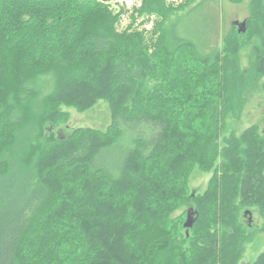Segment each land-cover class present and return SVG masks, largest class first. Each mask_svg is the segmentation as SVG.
Returning a JSON list of instances; mask_svg holds the SVG:
<instances>
[{
  "label": "trees",
  "instance_id": "1",
  "mask_svg": "<svg viewBox=\"0 0 264 264\" xmlns=\"http://www.w3.org/2000/svg\"><path fill=\"white\" fill-rule=\"evenodd\" d=\"M112 1L0 0V264H238L254 236L239 210L255 206L264 220V135L251 126L224 138L227 99L242 88L240 45L222 57L176 23L167 35L176 8L167 0H141L120 28ZM152 15L148 39L135 26ZM255 20L261 76L264 17ZM50 70L57 88L35 109L34 80ZM99 100L109 103L106 128L55 140L69 119L63 105L86 111ZM33 134L56 143L33 145ZM195 164L213 173L192 195Z\"/></svg>",
  "mask_w": 264,
  "mask_h": 264
},
{
  "label": "rangeland",
  "instance_id": "2",
  "mask_svg": "<svg viewBox=\"0 0 264 264\" xmlns=\"http://www.w3.org/2000/svg\"><path fill=\"white\" fill-rule=\"evenodd\" d=\"M111 3L117 11H122L119 27L125 29L131 20V13L134 11L135 6L140 5L141 0H114ZM167 3L176 7L165 20L164 27L167 29V35L170 26L176 23L179 34L196 41L201 51L202 49L210 51L218 47V49H221L222 57H224V45L227 46L229 44L232 47L234 44L240 45V47H233L236 53V60H232V62L238 64L242 71V88L239 94L231 93L229 99H227L228 115L224 121V138L231 135L238 137L251 126H258L260 133L264 135V75L258 76V71L256 70V56L262 49V39L259 31L257 32L254 29L257 26L255 19L260 16V19L263 20L264 9L261 8V12L256 14L253 0H167ZM145 18H149V21L145 20L144 24L135 26V30L144 29L147 32L148 39H150L155 22L160 20V18L156 15ZM141 19H138L137 23ZM243 22H246V30L245 32H240L239 29L242 26L238 23L241 24ZM257 27L261 28V24ZM228 38L233 41L230 43ZM58 76L57 73L50 70L39 74L34 80L33 89L37 96L30 100L31 103H38L37 106H34L35 109L36 107L42 109L44 107V98L56 90ZM218 77H222L221 73ZM247 81L248 84H245L244 82ZM62 110L69 113V119L67 122H61L57 125L56 141L61 140V137H67L77 128L95 126L103 129L111 122L109 103L105 100H99L92 108L86 111H79L75 107H67L65 105L62 106ZM46 135L47 137L49 136L47 133ZM31 143L33 145L46 143L52 146L56 142L43 137L38 138L37 134H33ZM26 155L24 153L22 157L25 159ZM36 155H39V153ZM114 160L115 155L111 152L108 154V161L105 162V165L109 167L112 163L111 161ZM212 171L213 169L205 171L199 165H194L188 182L189 191L192 195L205 192L209 186ZM239 202L240 199L238 198ZM195 204V202H190L180 206L172 213L171 218L180 217L191 208L190 206L194 208ZM184 218L187 221V216ZM238 219L243 223L247 232H254V236L250 237V240L245 243L242 258L238 264H252L259 254L264 252V231H261L264 220L255 206H246L240 209ZM185 231L184 229L183 232Z\"/></svg>",
  "mask_w": 264,
  "mask_h": 264
},
{
  "label": "water",
  "instance_id": "3",
  "mask_svg": "<svg viewBox=\"0 0 264 264\" xmlns=\"http://www.w3.org/2000/svg\"><path fill=\"white\" fill-rule=\"evenodd\" d=\"M245 23L246 22H243V23H238L239 25H241L240 27V29H239V31L240 32H245V30H246V28H245ZM194 223V215H193V212L192 211H189L188 212V217H187V221H186V223H185V226L186 227H191L192 226V224Z\"/></svg>",
  "mask_w": 264,
  "mask_h": 264
}]
</instances>
